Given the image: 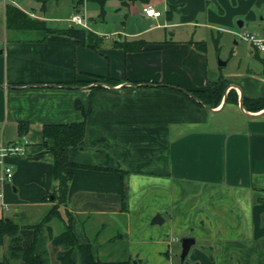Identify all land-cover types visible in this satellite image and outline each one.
I'll use <instances>...</instances> for the list:
<instances>
[{
  "label": "crops",
  "instance_id": "1",
  "mask_svg": "<svg viewBox=\"0 0 264 264\" xmlns=\"http://www.w3.org/2000/svg\"><path fill=\"white\" fill-rule=\"evenodd\" d=\"M7 4L53 28L80 26L70 20L78 14L96 42L9 29ZM145 5L161 14L145 15ZM0 20V145L27 140L5 158L12 175L0 184V218L19 225L22 246L54 204L42 127L83 120L78 101L85 133L68 150L78 166L59 212L80 243L97 252L126 239L136 264H170L166 250L193 237L190 264H264V107H251L264 100V50L238 34L264 38V0H7ZM229 36L242 49H230L232 69L217 58ZM220 78L227 86L213 107L177 90ZM155 214L161 224H151ZM48 224L54 235L65 225ZM46 247L49 264H60V246Z\"/></svg>",
  "mask_w": 264,
  "mask_h": 264
},
{
  "label": "trees",
  "instance_id": "2",
  "mask_svg": "<svg viewBox=\"0 0 264 264\" xmlns=\"http://www.w3.org/2000/svg\"><path fill=\"white\" fill-rule=\"evenodd\" d=\"M96 1L101 2L103 0ZM4 14L6 27L9 29H36L41 33H65L75 37L77 42L88 46H93L96 42V35L89 29L80 26H69L65 28L49 27L44 21L32 19L25 12L12 4H7L5 6ZM134 45L135 47H140L142 42L139 41ZM102 80L107 81L106 78H102ZM226 86V80L220 78L215 82H206L204 89L201 91L177 90L182 92L193 102L203 103L213 107L220 102V98ZM229 94L230 90H228L226 98H228ZM234 101L236 100L234 99ZM251 102L253 110H259L264 107V100L253 99ZM243 104H245V101ZM75 105L83 110V120L77 122L48 123L42 127L43 144L52 158L53 180L52 189L49 194L45 196V199L52 195L53 198L51 201H53L54 204L40 222L31 226L33 231L32 240L26 247L21 244L22 240L19 234V225L11 219L0 218V243H2L4 237H7L6 253L0 260V264H12L13 261L17 260H22L23 264H49L46 249L47 241H50L56 246H60V249L57 250L56 253V257L60 264H76V261H78V264H113L94 258L90 243H80L77 240L71 229L69 220H66L63 229L55 235L50 225H46V222L50 219V215H55L58 219H62L59 212V205L64 204L66 201L71 177L70 168L78 166L77 163L69 159L68 150L70 147L79 146L83 142L87 111H84L82 105H80L78 101H76ZM246 108L248 109L250 107Z\"/></svg>",
  "mask_w": 264,
  "mask_h": 264
},
{
  "label": "rangeland",
  "instance_id": "3",
  "mask_svg": "<svg viewBox=\"0 0 264 264\" xmlns=\"http://www.w3.org/2000/svg\"><path fill=\"white\" fill-rule=\"evenodd\" d=\"M62 9H63L62 2H60V5L55 7V12L61 11ZM0 28H1V26H0ZM233 39H234L233 37L229 36V39H225L224 42L221 43V50H223V53L217 56V58L220 59L221 61L224 60L223 58H225V57L230 58V62L226 66V68H228V69H232L233 66L235 65V64H233V61H232L234 50L231 52L230 49L234 47V49L236 48V49L242 50L240 48L241 46L237 47L233 44ZM237 40L239 41V45H241L243 43L241 40H239V39H237ZM60 205H62V204H60ZM60 205H59V207H60ZM42 212L43 213H39V214H41V215L44 214L46 212V208L44 210H42ZM48 221L49 222L54 221L55 223H57V226H59V228H62L64 223L66 224V220H62V219L60 220L55 215H50V219ZM48 221L46 222V225L48 224ZM61 223H63V224H61ZM172 237H174L175 239L171 240L170 242L177 243L180 240L177 236H172ZM117 243H118V238H117V240H115V242L113 244V246H115V247H97L98 248L97 252H96V249H95V252H92L93 256H94V254L97 255V257H96L97 259L105 261L106 263L109 262V263H113V264L114 263L115 264L116 263L136 264L135 262H137V255L134 253L133 254L131 253L130 247H127V245H126V243H127L126 239H123L119 243L120 247H118ZM174 247H177L176 248L177 252H175L173 247H169V249H167L165 252L167 255L166 257L170 260V264H172L171 258H172V255L174 253H175V260H173L174 261L173 263H175L176 261H179L178 256H179V252H180V242L177 244H174ZM193 247H195V246H193ZM49 248H53V247H49ZM91 248H92V250L94 249V247H91ZM136 248L137 247H134V248L131 247L132 250L136 249ZM197 248L201 249V247H197ZM46 249H47V247H46ZM59 249H60V247H57V250H59ZM141 249H142V247H139L137 249V251H138V256H140L142 258V255L139 254L140 252H142ZM5 250H6V247L4 248L3 245H0V259L2 258L3 254L6 252ZM203 252H205V251L203 250ZM47 253H48V250H47ZM56 253H57V251H56ZM190 255H191V250L189 252V255L186 257L185 262H187L186 260L191 261V259H189ZM50 260H51V258H50ZM145 260L148 262L149 258H146ZM18 261L19 260L13 261L12 264H16ZM48 261H49V258H48ZM152 262H153V260H152ZM198 262L199 261L197 260V261H194L192 264H195ZM187 263L190 264L189 262H187ZM76 264H78V261H76Z\"/></svg>",
  "mask_w": 264,
  "mask_h": 264
},
{
  "label": "built area",
  "instance_id": "4",
  "mask_svg": "<svg viewBox=\"0 0 264 264\" xmlns=\"http://www.w3.org/2000/svg\"><path fill=\"white\" fill-rule=\"evenodd\" d=\"M7 1V0H0ZM142 12L150 17H158L161 14V11L155 9L152 5H145L142 7ZM70 20L85 29H91L88 24L85 23L84 19L78 14H74ZM239 36L249 42H251L257 49L264 50V38L261 37L258 33L248 30L239 31ZM27 143L26 138L22 137L21 142H13L7 145H0V166L2 172L0 173V184L5 181H8L12 175V168L5 162V158L10 154H20L23 152V145ZM2 197V193L0 191V198ZM175 238L172 237L171 240Z\"/></svg>",
  "mask_w": 264,
  "mask_h": 264
},
{
  "label": "water",
  "instance_id": "5",
  "mask_svg": "<svg viewBox=\"0 0 264 264\" xmlns=\"http://www.w3.org/2000/svg\"><path fill=\"white\" fill-rule=\"evenodd\" d=\"M239 24H241L239 22ZM50 198L52 199L53 196L50 195ZM151 224H161L163 222V219L162 217L159 215V214H155L152 219H151ZM194 243V238L193 237H183L181 239V242H180V247H181V250H180V253H179V264H182V262L184 261L188 251H189V248L191 246V244Z\"/></svg>",
  "mask_w": 264,
  "mask_h": 264
}]
</instances>
